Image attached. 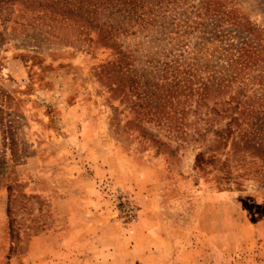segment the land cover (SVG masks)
<instances>
[{"label":"rangeland","instance_id":"obj_1","mask_svg":"<svg viewBox=\"0 0 264 264\" xmlns=\"http://www.w3.org/2000/svg\"><path fill=\"white\" fill-rule=\"evenodd\" d=\"M25 1L27 28L14 22L20 0H0V264H145V253L182 264L188 248L217 252L221 264H264V143L231 157L240 187L220 190L221 173L196 169L207 140L175 139L154 124L147 137L125 128L135 115L100 74L112 50L61 19L80 12L75 0ZM228 1L264 52V0ZM148 41L123 39L133 48Z\"/></svg>","mask_w":264,"mask_h":264},{"label":"trees","instance_id":"obj_2","mask_svg":"<svg viewBox=\"0 0 264 264\" xmlns=\"http://www.w3.org/2000/svg\"><path fill=\"white\" fill-rule=\"evenodd\" d=\"M74 2L80 12L61 19H72L83 32L90 29L112 50L113 58L100 74L106 76L102 82L112 95L135 115L125 128L135 127L147 137V124H154L166 127L175 139L198 144L207 140L208 146L198 148L196 169L221 173L220 190L232 189L233 183L239 188L231 157L242 151L241 157L252 155L253 146L264 143V52L254 44L253 40L262 39L254 24L236 15L228 0ZM20 3L23 8L14 22L27 28L30 5L25 0ZM208 12H213L210 17ZM192 14L197 18L205 14L203 20L208 16L209 21L198 22ZM44 16L57 18L45 13L39 18ZM129 36L149 40L148 46L125 45L123 39ZM253 70L261 78L262 87L256 90L250 88L256 82ZM227 93H231L228 100H219ZM114 113L112 123L119 127L121 111L116 107ZM157 138L151 135L155 143L160 141Z\"/></svg>","mask_w":264,"mask_h":264},{"label":"crops","instance_id":"obj_3","mask_svg":"<svg viewBox=\"0 0 264 264\" xmlns=\"http://www.w3.org/2000/svg\"><path fill=\"white\" fill-rule=\"evenodd\" d=\"M214 226L216 231H218V235L221 236L223 233L222 230V219L220 216L216 217L215 221H214ZM195 252V254L193 253ZM198 252H196L195 250L192 249H186L184 252L182 251V255L184 257V259L182 260V264H221V259L220 257L216 256L218 255L217 252H204L201 251V253L199 252V254H197ZM189 255V258H188ZM177 257L179 256V254L176 255ZM142 261L145 264H159L160 262H162V259L160 260L159 256H155V254L150 253L147 254L145 253L142 256ZM173 263H176V260H173Z\"/></svg>","mask_w":264,"mask_h":264}]
</instances>
